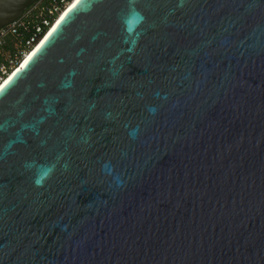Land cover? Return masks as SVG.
<instances>
[{
	"label": "water",
	"instance_id": "1",
	"mask_svg": "<svg viewBox=\"0 0 264 264\" xmlns=\"http://www.w3.org/2000/svg\"><path fill=\"white\" fill-rule=\"evenodd\" d=\"M0 264H264V0L69 9L0 88Z\"/></svg>",
	"mask_w": 264,
	"mask_h": 264
},
{
	"label": "built area",
	"instance_id": "2",
	"mask_svg": "<svg viewBox=\"0 0 264 264\" xmlns=\"http://www.w3.org/2000/svg\"><path fill=\"white\" fill-rule=\"evenodd\" d=\"M72 1L37 0L0 27V83L22 63Z\"/></svg>",
	"mask_w": 264,
	"mask_h": 264
},
{
	"label": "bare ground",
	"instance_id": "3",
	"mask_svg": "<svg viewBox=\"0 0 264 264\" xmlns=\"http://www.w3.org/2000/svg\"><path fill=\"white\" fill-rule=\"evenodd\" d=\"M79 0H73L69 3V5L66 7V9L58 16L54 24L50 27V29L46 32L44 37L36 44V46L24 57L22 63L15 68L1 83L0 85H4V83L12 77L29 59L30 57L35 53V51L41 46V44L45 41V39L48 37V35L51 33V31L54 29V27L57 25V23L60 21V19L67 13L69 9H71ZM1 88V87H0Z\"/></svg>",
	"mask_w": 264,
	"mask_h": 264
},
{
	"label": "snow or ice",
	"instance_id": "4",
	"mask_svg": "<svg viewBox=\"0 0 264 264\" xmlns=\"http://www.w3.org/2000/svg\"><path fill=\"white\" fill-rule=\"evenodd\" d=\"M5 83H7V81ZM0 87H3V85H0Z\"/></svg>",
	"mask_w": 264,
	"mask_h": 264
}]
</instances>
